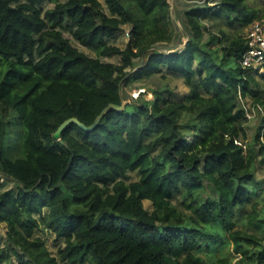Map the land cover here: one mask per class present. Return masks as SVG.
I'll return each instance as SVG.
<instances>
[{"label": "trees", "instance_id": "trees-1", "mask_svg": "<svg viewBox=\"0 0 264 264\" xmlns=\"http://www.w3.org/2000/svg\"><path fill=\"white\" fill-rule=\"evenodd\" d=\"M182 17L177 49L169 0H0V264H264V115L247 144L242 104L264 110V70L240 65L264 9ZM158 75L188 93L125 99Z\"/></svg>", "mask_w": 264, "mask_h": 264}, {"label": "rangeland", "instance_id": "rangeland-1", "mask_svg": "<svg viewBox=\"0 0 264 264\" xmlns=\"http://www.w3.org/2000/svg\"><path fill=\"white\" fill-rule=\"evenodd\" d=\"M220 0H169L170 6H171V11H172V16H173V28L175 31V35L176 38L174 40L173 45H171V48H177L180 49L184 46L186 39L182 40L183 44L179 46V39H180V34L183 33V28H182V23H181V19L182 14L184 12L185 9H188L191 6H195V5H204V4H208V5H214L215 3H217ZM254 4L256 7L264 9V0H254ZM52 5H45V9H50L52 8ZM176 15L178 17H180V20L177 19ZM126 32H129V28L128 27H124V31L122 33H120L117 38L113 41V44H115L116 46L120 47V48H125L128 40L126 37ZM164 47V46H161ZM82 52L92 56V57H96V54L93 52H90L88 50L85 49H80ZM103 61L106 62H112V63H118V59L117 58H110V59H103ZM258 80L260 79L259 77H256ZM158 87H167L168 89H170L173 92L174 98L176 99H181L183 98L187 93H188V89L185 87V85L183 84V81L181 79L175 78V77H171V76H166L164 78H161L159 75L158 76H153L149 79H142V80H138L135 81L131 84H129L125 89H123V93H124V97L128 102H135L137 101L138 98L134 99L132 97V94L136 93L138 90H146V94H145V98L150 100L152 97L151 91L158 88ZM126 101V102H127ZM124 102V103H126ZM245 103H247L246 106H252L251 101H245ZM263 109V108H262ZM261 114L257 113L256 117L253 119H250V121L247 123L246 125V131H247V140L246 143H250L257 128L259 127V125L261 124ZM244 147V146H243ZM257 175L259 178H263L264 177V167L259 168ZM136 176L134 174H131L129 176V181L135 180ZM12 185H10L9 187H11ZM144 207L149 208L150 204L149 202L145 201L144 203ZM46 235V234H45ZM6 230L4 225H0V247H4L5 245V240H6ZM45 237H47V247L49 252L54 255L55 254V247L53 245V236H49L46 235ZM5 264V263H2Z\"/></svg>", "mask_w": 264, "mask_h": 264}, {"label": "built area", "instance_id": "built-area-1", "mask_svg": "<svg viewBox=\"0 0 264 264\" xmlns=\"http://www.w3.org/2000/svg\"><path fill=\"white\" fill-rule=\"evenodd\" d=\"M127 40L129 38V32H126ZM246 44H247V50L244 52V54L241 57L240 65L242 68H253L258 69L260 68V71H263V65H264V19L261 20H255L250 23L248 26L246 33ZM144 93V90H138L136 93L132 94V97L134 99L138 98L139 95ZM243 107L245 109L246 117L250 120L256 117L257 113H261L264 115V110L259 105H253V106H246L247 103L242 102ZM236 144H239L238 142H235Z\"/></svg>", "mask_w": 264, "mask_h": 264}, {"label": "water", "instance_id": "water-1", "mask_svg": "<svg viewBox=\"0 0 264 264\" xmlns=\"http://www.w3.org/2000/svg\"><path fill=\"white\" fill-rule=\"evenodd\" d=\"M125 103H123V105L121 106L120 110L123 109ZM115 107L113 105H110L108 106L106 109H104L102 111V113L95 119L94 123L87 127L86 125H84L83 123H81L78 119L76 118H70L68 120H66L65 122H63L60 127L58 128V130L56 131L54 137L55 139L57 140H60V137H61V133L66 129L68 128L70 125L72 124H75L77 125L78 127H80L82 130L84 131H91L93 129H95L97 127V125L99 124L101 118L103 117V115L109 111L110 109H114Z\"/></svg>", "mask_w": 264, "mask_h": 264}]
</instances>
